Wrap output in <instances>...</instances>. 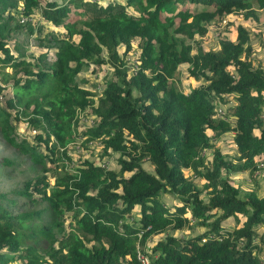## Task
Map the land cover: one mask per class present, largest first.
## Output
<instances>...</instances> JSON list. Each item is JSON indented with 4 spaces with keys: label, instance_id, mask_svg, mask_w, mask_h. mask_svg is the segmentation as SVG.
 Wrapping results in <instances>:
<instances>
[{
    "label": "trees",
    "instance_id": "1",
    "mask_svg": "<svg viewBox=\"0 0 264 264\" xmlns=\"http://www.w3.org/2000/svg\"><path fill=\"white\" fill-rule=\"evenodd\" d=\"M77 2L46 0L41 6L40 0H0V93L10 89L5 107L0 106V133L35 163L54 162L57 149L67 159L76 112L91 104L90 91L76 77L85 61L103 64L104 49L112 67L101 91L106 106L96 111L95 127L81 135L116 152L119 169L104 170L83 160L72 170L61 168L52 185L37 176L16 192L23 201L43 204L27 211L14 212L9 206H16L15 195L0 194V264H139L136 249L146 255L144 244L159 234L163 237L147 254L152 264H264L256 253L264 250V228L255 230L264 225V196L254 191L240 195L227 179L228 173L251 171L264 151V70L252 64L248 32L241 25L235 27L234 40L220 39L215 50L191 51L184 42L202 36L206 23L233 12L256 19L255 9L264 10V0H125L134 14L116 0L101 6L94 0L88 16L74 21L67 18L69 7L78 14L85 7ZM34 14L37 21L65 31L64 37L40 38L45 49L50 42L57 45L50 63L46 50L30 61L17 42L7 46L13 31L40 32L28 22ZM136 38L137 66L129 70L116 46L127 50ZM182 64L188 77L203 80L187 93L169 82ZM218 105L225 107L227 120L215 118ZM21 118L34 130L30 142L10 135V119ZM228 131L236 162L213 145ZM145 160L153 173L142 167ZM184 169L191 175L185 176ZM194 177L209 189L206 202ZM162 194L176 203L168 208ZM133 207L139 217L129 224L124 214H132ZM65 211L73 218L67 231L58 221ZM237 215L243 221L224 228L228 217L238 223ZM192 222L203 231L172 234L191 229Z\"/></svg>",
    "mask_w": 264,
    "mask_h": 264
},
{
    "label": "rangeland",
    "instance_id": "2",
    "mask_svg": "<svg viewBox=\"0 0 264 264\" xmlns=\"http://www.w3.org/2000/svg\"><path fill=\"white\" fill-rule=\"evenodd\" d=\"M46 0H40V5L43 6ZM59 1V0H56ZM77 4L82 5L85 2V7H80L83 13L78 14L79 9L74 10L69 7L67 18L74 21H81L88 16L91 12L89 9L90 2L92 3L94 0H76ZM110 0H96V3L103 5L107 4ZM122 4H124L128 13H136L132 4L125 5V0H116ZM113 2V1H111ZM94 4V3H92ZM257 17L256 19H242V16L239 12H233L222 19H214L205 24L206 31L202 36L194 35L192 38H185L184 42L189 44L191 47V51H194L195 48H202L204 50H215L218 48V42L220 39L227 38L229 40L235 39V27L237 25L243 26L248 32V39L251 49V58L253 65H259L264 70V10L255 9ZM13 15H16V12H13ZM165 16L164 13H160V18ZM38 15L34 14L31 16L28 22L33 25V27H40V32L33 31L32 33H28L26 29L13 31L11 33V37L7 39V46L12 48L14 42H17L21 47H24V55L27 60L32 61L37 55L44 52L46 50L47 56L46 60L48 63L52 61V52H54V48L57 45L52 44L51 42L48 44V49H45L44 45L47 43L41 41L40 38H47V35H51L52 37H64L65 31L63 27L53 26L47 22H40L38 20ZM66 21H68L66 19ZM80 26V24H77ZM73 41L76 40V37L73 36ZM39 42V43H38ZM39 44V45H38ZM140 40L134 39L132 40L130 47L125 50L123 45L116 46V51L118 55L121 56L129 70L132 68H136L137 66V57L139 54ZM102 58L104 59L103 64L100 66H93L90 62L85 61L82 65V69L78 76L76 77V82L80 87L86 88L90 91V100L91 104L89 107L82 111L76 112V134L74 133V140L71 144L67 145L66 148V158H63L61 154V150L57 149L56 153L58 154V159L54 160V162H45L44 165L33 162L25 153H21L18 149L9 143H6L4 138L0 133V194H6L7 196L15 195L13 197L16 206H9L11 210L14 212L18 211H27L30 209H35L36 207H41L43 204H31L29 202L23 201V198L16 195L17 190L22 188L23 184L28 182L29 180L37 177L44 176L48 180V183L52 185L53 178L56 175L61 176V168L72 170L79 165V163L83 160H87L92 164L99 166L104 170L117 171L119 169L117 165L118 154L112 150L104 151L101 145L97 141L87 140L85 137L81 135V131L85 128H93L97 124L98 118L96 116V111L103 109L106 104L103 102V95H101V91L104 87V80L107 79L111 73L112 67L107 62V52L103 49ZM187 64H182L178 67L177 72L173 76V79L169 81L171 85L175 86L178 90L183 93H187L189 89L199 84L203 80H194L188 77L186 72ZM8 69L6 68L5 71ZM1 71V69H0ZM10 96V89L6 87L5 90L0 93V106L5 107V99ZM229 104H232L230 101ZM217 107H221L225 109L224 106L218 105ZM262 113L264 114V104L262 105ZM12 113L13 111L10 110ZM25 118H21L18 120L10 119L11 124L13 125V132L10 134L15 139L25 138L28 142L31 141L32 136L34 135V130L27 127V123ZM41 132V131H39ZM207 134L211 135L209 130L206 131ZM233 133L228 131L222 133L216 141H214L213 145L215 148H218L220 153L226 159H232L237 155L236 147L232 140ZM43 150V148L41 147ZM205 160H210L209 151H205L204 153ZM2 158L8 160L7 164L3 163ZM56 161V162H55ZM233 162H236L233 160ZM254 168L249 170H243L242 172H233L227 174V179L231 185L236 187L239 190L240 195L248 191H254L258 196H264V151L259 154L254 160ZM142 167L149 173H153L152 166L148 161H144L142 163ZM183 174L185 176L191 175V171L188 169L183 170ZM222 174H225L222 171ZM129 175L128 172L123 173V176L127 177ZM193 177V176H192ZM193 182L196 184L198 188L201 189L200 197L206 202L207 200V189H203L204 180L198 177L193 178ZM161 201L168 208L172 207L176 201L171 198L169 195L162 194L160 196ZM61 207V205H60ZM132 214H124V221L132 224L137 220L139 215L137 214L138 209L133 207ZM239 222L237 223L232 217H228L222 222V225L226 229H231L235 225H239L241 221H243L244 217L241 215H237ZM50 218H53L50 217ZM50 218L45 217V221L49 222ZM63 225L65 231L71 229L73 226V218L72 213L65 211L62 215V218H59ZM264 228V225H258L255 227V230L260 233ZM54 229V228H53ZM203 231L202 227L195 226L192 222V228H183L180 231H173L172 234L174 236H182V235H195ZM54 234L57 232L54 231ZM58 237V235H57ZM163 237V234L152 235L148 241L144 244V250L147 254H150L151 247L154 242L160 240ZM84 242L90 246L92 244L89 240L84 239ZM256 253L263 258L264 250L259 247L256 250ZM145 254V253H144ZM146 254V255H147ZM148 258V255H147ZM264 259V258H263ZM149 260V259H148ZM9 264H20L18 261L11 262Z\"/></svg>",
    "mask_w": 264,
    "mask_h": 264
},
{
    "label": "built area",
    "instance_id": "3",
    "mask_svg": "<svg viewBox=\"0 0 264 264\" xmlns=\"http://www.w3.org/2000/svg\"><path fill=\"white\" fill-rule=\"evenodd\" d=\"M21 22H25V19H22ZM261 117L264 119V114H261ZM215 118H219L222 120H227V117L224 115V109H222L221 107H217L215 109ZM140 234H138L137 236L139 237ZM137 247V245H136ZM135 257L136 260L139 262V264H152L150 262V260H148L147 256L144 255L141 251H139L138 249H136L135 252Z\"/></svg>",
    "mask_w": 264,
    "mask_h": 264
}]
</instances>
